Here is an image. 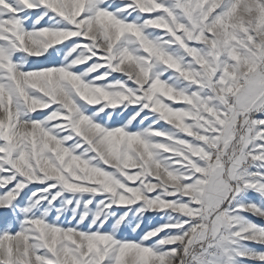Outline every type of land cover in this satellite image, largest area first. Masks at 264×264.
I'll return each instance as SVG.
<instances>
[{"label":"snow or ice","instance_id":"obj_1","mask_svg":"<svg viewBox=\"0 0 264 264\" xmlns=\"http://www.w3.org/2000/svg\"><path fill=\"white\" fill-rule=\"evenodd\" d=\"M0 209V264H264V0H0Z\"/></svg>","mask_w":264,"mask_h":264},{"label":"rangeland","instance_id":"obj_2","mask_svg":"<svg viewBox=\"0 0 264 264\" xmlns=\"http://www.w3.org/2000/svg\"><path fill=\"white\" fill-rule=\"evenodd\" d=\"M3 217H10V213L5 209H0V220H2ZM252 218L255 219L254 217H252ZM257 222H260V221L257 220ZM15 230H16V227L14 225L13 231H15ZM123 234L125 236H129L130 238H136L134 235L130 234L127 230Z\"/></svg>","mask_w":264,"mask_h":264}]
</instances>
